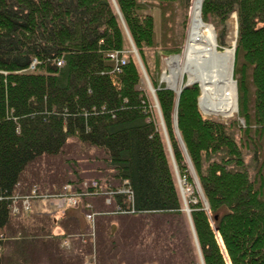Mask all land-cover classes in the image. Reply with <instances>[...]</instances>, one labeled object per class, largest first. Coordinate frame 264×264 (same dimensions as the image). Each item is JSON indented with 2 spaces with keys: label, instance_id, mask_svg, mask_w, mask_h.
I'll return each mask as SVG.
<instances>
[{
  "label": "trees",
  "instance_id": "obj_1",
  "mask_svg": "<svg viewBox=\"0 0 264 264\" xmlns=\"http://www.w3.org/2000/svg\"><path fill=\"white\" fill-rule=\"evenodd\" d=\"M189 2L0 0V264H64L58 233L75 219L9 209L28 194L15 185L29 167L62 163L52 159L73 140L101 152L96 181L106 191L128 190L113 198L126 213L111 215L115 230L133 227L142 247L182 252L186 264H198L193 236L202 264H264V0L201 5L220 33L230 14L237 21L238 111L227 121L202 115L198 85L178 97L159 81L160 57L181 54ZM178 182L190 192L185 205Z\"/></svg>",
  "mask_w": 264,
  "mask_h": 264
},
{
  "label": "rangeland",
  "instance_id": "obj_2",
  "mask_svg": "<svg viewBox=\"0 0 264 264\" xmlns=\"http://www.w3.org/2000/svg\"><path fill=\"white\" fill-rule=\"evenodd\" d=\"M148 11L151 15L154 16L156 39L160 40V34L158 32L160 26V11L156 8ZM187 19L188 14L186 15L185 19L186 25L184 27L185 32L183 41L185 40L187 33ZM210 25L212 26V24ZM229 26L231 25H229L228 23L223 33H220V30L215 29L212 26L216 31V38H220L221 40L222 46H220V48L225 49L227 47L224 38L228 34V31L230 29ZM221 51L222 50L218 52L220 53ZM161 52L162 51H160L159 53ZM171 57L173 56L171 55L166 58L164 56L160 57V61L162 64V68L159 73L160 79L162 78V76H167L169 74L168 64H166V60ZM186 78L187 77L185 76H178L176 84L178 85V88L186 83ZM160 83L164 84V82ZM146 87L147 90L151 93L147 84L144 89H146ZM199 109L204 116H214L213 114L212 116L206 114L204 110L200 108V106ZM220 120L227 121L234 120V118ZM95 150H88L85 146L83 147L81 144H78L73 140L68 142V145L66 146V148H64L61 154L62 156L52 159V161H58L60 159L62 160V163H53L52 167L49 168L44 164L45 159L34 162L27 170L25 177H22L24 182L20 181L15 185V190H17L19 193L23 192V189L25 187L28 188L29 191L27 192L28 194L21 197V199L15 196L11 200L12 202L10 204L9 210L12 216L20 217L22 213L25 212L24 214L34 213L41 216L46 214L52 216L54 214L64 213V216L66 214V216L68 217H73L75 220L71 219L70 221L67 219L68 221L62 222L64 227H62L59 223L61 228L59 230L60 232L58 233L59 239H57L59 242L58 253H61L63 255L62 258L64 264H186L187 258L182 252L180 254H175L172 258H169V254L166 255L165 252L158 253L154 242L145 244L142 247L140 245V240L135 238L133 227L126 228L125 226L122 227L120 225V231L114 229L115 227L119 226L117 221L119 218H110L112 212L114 214L112 216L118 217L122 214L116 213L113 198H115L119 194H127L128 190L125 189L124 191L118 193L111 191L112 194L107 192V195L109 194L108 198L104 196V187L101 186L100 182L94 181L97 177H99L98 179H104V177H102L103 175H98V173L100 172L96 171V169L101 170L104 167V165L99 161V159L103 157L101 152H97ZM247 158L248 162L249 160L251 161L249 156H247ZM47 162H49V160ZM251 162L252 163L250 164L249 172L250 174H253L257 170V165L254 163V161ZM49 169H51L50 174L45 175L46 172L49 171ZM34 174H37L36 180L32 179L34 177ZM93 182L96 183V192H98L95 195L92 194V188L89 187ZM64 186L66 187L65 191L67 190L68 195L71 196L75 194V197H77L76 193H78L81 200L77 199L74 206L73 202L69 203L67 202V200H65V203L61 205V208H64L65 211L56 212L53 209L58 207L48 203L43 196L50 195L52 193L56 194L60 191V189L62 190ZM178 186L183 198L182 204L185 205L186 198L190 197V192L184 186V183H181V186L180 183H178ZM108 199L109 202L106 204L105 201ZM79 202L80 205L78 207L76 205ZM81 206L85 210L84 213L80 209ZM108 207H113V211H109ZM87 213L92 214V216L90 218H85ZM129 213H127L126 216H130L131 214L129 215ZM154 222L155 220H153L151 224ZM160 224L162 223H159L158 227L160 226ZM153 229L154 227H152V232ZM116 231L119 232L117 233ZM3 232L4 230H2L0 233V241L6 238ZM193 237L194 247H196L194 256L197 263L202 264V257L200 256L195 236ZM53 263H55V261H50L49 259L45 258L36 260L33 264Z\"/></svg>",
  "mask_w": 264,
  "mask_h": 264
},
{
  "label": "bare ground",
  "instance_id": "obj_3",
  "mask_svg": "<svg viewBox=\"0 0 264 264\" xmlns=\"http://www.w3.org/2000/svg\"><path fill=\"white\" fill-rule=\"evenodd\" d=\"M201 4L202 0H191L188 7L185 44L182 46L181 54L166 60L169 74L163 76V80L167 85L174 87L176 92L179 90L178 85H176L179 75L187 77L188 82L192 81L201 84V97L200 99L198 98V103H200L202 110L209 116L213 114L222 120L234 118L238 111L237 83L235 88L234 83H232V77L230 78L229 62L226 58L231 56V47L235 41L236 17L232 13L227 22L231 26H229L228 34L224 38L227 47L224 49V56L220 59V61L223 60L225 63L222 66L225 78L222 84L217 85V74L220 73V65L218 62L209 64L207 61L219 58L215 54L219 48L218 40L216 31L210 23H205L201 19Z\"/></svg>",
  "mask_w": 264,
  "mask_h": 264
},
{
  "label": "water",
  "instance_id": "obj_4",
  "mask_svg": "<svg viewBox=\"0 0 264 264\" xmlns=\"http://www.w3.org/2000/svg\"><path fill=\"white\" fill-rule=\"evenodd\" d=\"M203 1V0H202ZM231 50H232V53H231V56H229V57H227L226 59H227V61L229 62V72H230V78L233 76V66H234V54H235V42H234V44H233V46L231 47ZM224 52V51H223ZM223 52H215V54L219 57L218 59H216V60H213V59H210V61H207V63H216V62H218L219 63V65H220V73H221V71H222V73H221V75H220V73L219 74H217L218 75V80H217V85H219V84H222L223 82H224V78H225V73L223 72V70H222V66H223V64H225L224 63V61L222 60V61H220V59L222 58V56H224V53ZM214 73V72H213ZM214 74H216V73H214ZM160 82H164L165 83V86H166V88L167 89H170V90H172L173 92H175L176 93V96H178L179 95V93H180V91H181V88H188L190 85H198L199 86V89H200V92H201V84H198V83H196V82H192V81H186V83L185 84H183L182 86H180L179 87V90L176 92L175 91V89H174V87H172V86H170V85H167V83L163 80V76H162V78L160 79ZM213 83V82H212ZM232 83H234V85H235V88H236V82H234L233 80H232ZM235 91H236V89H235ZM151 92H153V90L151 89ZM200 99V98H199ZM199 106H200V103H199ZM156 108H157V105H156ZM200 108H201V106H200ZM202 109V108H201Z\"/></svg>",
  "mask_w": 264,
  "mask_h": 264
},
{
  "label": "built area",
  "instance_id": "obj_5",
  "mask_svg": "<svg viewBox=\"0 0 264 264\" xmlns=\"http://www.w3.org/2000/svg\"><path fill=\"white\" fill-rule=\"evenodd\" d=\"M109 58L111 59V60H116V62H117V55L116 54H114V53H112L111 55H109ZM120 65H123V63H124V60H121L120 62H118ZM66 188V187H65ZM46 198V197H45ZM53 198L54 199H57L58 201H62L63 203H65V200H67V202H69V203H72L73 202V204L75 203V199L74 198H72V197H69V196H67V195H64V196H53ZM87 218H90V216H87Z\"/></svg>",
  "mask_w": 264,
  "mask_h": 264
}]
</instances>
